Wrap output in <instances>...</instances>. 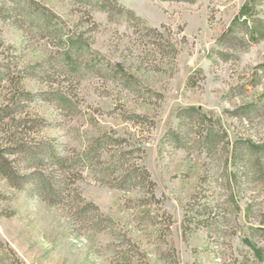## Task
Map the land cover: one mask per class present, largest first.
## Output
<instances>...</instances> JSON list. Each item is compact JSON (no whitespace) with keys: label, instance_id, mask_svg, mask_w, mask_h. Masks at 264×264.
Listing matches in <instances>:
<instances>
[{"label":"rangeland","instance_id":"obj_1","mask_svg":"<svg viewBox=\"0 0 264 264\" xmlns=\"http://www.w3.org/2000/svg\"><path fill=\"white\" fill-rule=\"evenodd\" d=\"M33 1L52 28L0 10V108L15 110L0 122V145L9 147L8 129L26 149L53 145L77 164L57 172L56 205L0 176V264H264V236L252 235L264 229V183L237 187L233 203L225 154L201 150L196 126L180 144L170 134L180 108L198 106L230 145L264 144V0H119L142 18L134 26L85 1ZM70 31L84 39L72 66ZM99 138L101 162L80 165ZM28 155L9 159L23 173L56 169ZM131 170L150 178L115 186ZM220 194L221 235L189 219L195 202Z\"/></svg>","mask_w":264,"mask_h":264},{"label":"trees","instance_id":"obj_2","mask_svg":"<svg viewBox=\"0 0 264 264\" xmlns=\"http://www.w3.org/2000/svg\"><path fill=\"white\" fill-rule=\"evenodd\" d=\"M93 4L95 8L100 11H104L108 14L110 20L120 21L124 19L129 23V26H134L135 22H143L142 18L137 15L132 9L119 3V0H80ZM194 1V0H184ZM10 5L3 3L0 10L6 14H9L6 18L17 16L26 17L27 21L36 23L40 28H52V14L51 12L41 4L33 0H9ZM155 30V28H151ZM251 33V30H250ZM83 34H77L76 32H67L66 35H62L65 42L68 44L66 56L68 59V65H73L76 62V57L80 52L84 50ZM75 58V59H74ZM33 74H40L39 71L33 69ZM35 72V73H34ZM194 82L193 78H190V82ZM26 97L29 100H34L36 93L26 91ZM255 108L256 106H252ZM252 110V109H251ZM248 111V110H247ZM15 112L14 109L0 108V122L6 120ZM178 117L180 120L181 130L171 131L173 139L178 144L183 142V136L190 134V131L195 129L196 137L201 150L207 153L209 157L215 156L217 153H224V167L223 174L225 178V187L229 191V197L233 203L236 204L235 190L241 185H247L252 183H264V144H258L250 139H238L233 145H230L226 132L222 129L218 120L209 112L203 110L198 106L182 107L179 110ZM25 123H27L25 121ZM7 132V141L9 147L0 145V176L7 179L9 183L18 189L27 188L31 195L41 196L50 205H56L61 203L64 195V187L61 180H58L59 171H67L68 162L74 161L71 157L63 155L53 145L41 146L31 145L26 149L27 143L20 145L17 132ZM23 142V141H21ZM105 140L99 138L91 145L83 150L78 158L80 165L93 169V166L101 162V148ZM28 151V160L30 164L36 165L41 169L42 166L47 163L46 160L54 164L55 168H52L50 173L41 170L29 171L23 173L21 168L16 167L14 163L9 159L11 154L18 152ZM75 165L77 161L73 162ZM14 164V165H13ZM51 167V166H50ZM56 171V174H55ZM107 172L103 169V172ZM22 172V173H21ZM145 173V175H144ZM144 173L135 172L133 170L124 173L121 177L117 178L115 186L119 188H131L140 186L145 182V178L149 179L150 174L147 170ZM153 181H151L152 183ZM153 192V190L151 191ZM209 203L195 202L192 205V216L189 217L190 221L195 222L198 226H209L210 229H214L217 233L223 234L225 232V226L227 222V200L222 198ZM202 198H206L205 195ZM97 209L95 204H91ZM238 206V205H236ZM98 210V209H97ZM87 211V210H85ZM253 236H264V229L254 228L252 229ZM241 264H246L242 262Z\"/></svg>","mask_w":264,"mask_h":264}]
</instances>
